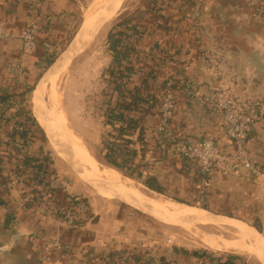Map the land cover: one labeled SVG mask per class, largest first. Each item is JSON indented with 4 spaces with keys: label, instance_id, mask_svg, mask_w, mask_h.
Instances as JSON below:
<instances>
[{
    "label": "crops",
    "instance_id": "1",
    "mask_svg": "<svg viewBox=\"0 0 264 264\" xmlns=\"http://www.w3.org/2000/svg\"><path fill=\"white\" fill-rule=\"evenodd\" d=\"M77 6L75 0H36L33 7H29L26 0H0V27L3 29L0 35V245L4 246V263L107 264L106 257L127 253L135 262H142L141 258L149 254L164 256L170 264H214L204 256L146 245L143 232H133L134 221L140 224L141 218L132 221L130 215L125 217L120 213L119 207L94 211L87 203V211L82 213L85 219L78 227L40 210L38 205L42 199L54 210L65 211L69 202L81 197L77 190L70 188L71 178L62 176L54 165L51 168L54 172H46L45 162L41 161L43 167L36 171L15 158L9 134L11 117L7 114L10 112L2 110L9 100L2 97L10 90L17 93L20 88L24 92L30 88L31 108L25 106V99L20 106L28 109L38 124L31 112L32 90L42 74L36 75V70L46 62L50 64L70 42L71 37L68 42L66 39ZM143 7V14L127 21L124 32H117L122 41L112 38L122 45L121 60L127 67L120 84H116L108 72L112 90L103 108L105 114H94L80 122L76 119L79 127L75 124L74 132L86 133L82 142L89 150L92 147L95 150L102 146L107 127L114 128L111 120L106 123V118L123 120L128 130L112 129V133H117L118 140L122 141L120 149L125 164L142 167V180L148 173L161 185L169 183L184 196L199 195L213 212L222 213L224 208L235 212L254 211L258 223L264 213V174L252 180L212 171L209 185L199 188V176L193 166L162 148L154 131L158 122L159 88L169 78L176 87L173 92L175 111L170 124L174 140L196 145L200 140L211 139L226 151L230 150L220 113L212 109L207 100L217 88L228 90L236 97L264 100V0H148ZM32 23L40 27L38 44L36 50L23 59L22 41L17 35ZM59 47L60 51L55 52L51 60V54ZM211 53L218 55L214 72L208 69L205 59ZM19 62L24 65V81L12 77V67ZM115 67L116 62H113L109 70ZM138 84L146 85L156 98L153 107L146 109L143 105L136 112L108 113L118 107L121 96L130 95ZM52 86L51 80H46L36 94V102L42 117L58 131L53 119L58 114H49L41 108L43 97ZM195 94L202 103L196 100ZM138 117H142L140 124L136 123ZM38 129L40 133L34 135L29 146L33 156L45 155L49 165L46 137L51 147L53 142L39 126ZM58 133L62 138L61 132ZM246 148L249 161L263 173L264 120L254 128ZM118 158L116 156V160Z\"/></svg>",
    "mask_w": 264,
    "mask_h": 264
},
{
    "label": "rangeland",
    "instance_id": "2",
    "mask_svg": "<svg viewBox=\"0 0 264 264\" xmlns=\"http://www.w3.org/2000/svg\"><path fill=\"white\" fill-rule=\"evenodd\" d=\"M91 0H75L77 3V12L75 13V19L71 23L70 30H69V37L66 39L68 42L74 37L79 34L80 28L82 26V17H81V10ZM112 1V0H111ZM148 0H122V2H116L114 5V9L112 11L111 17L108 19V21L103 24V30L98 34V36L95 38L93 43L88 45L87 48H85L82 52H80L75 58L65 63L62 66V69L58 72V74L52 76L50 78L52 87L50 88V94L53 95V99H57L58 104L55 102V112L61 113L63 112L65 116V122L67 126L74 131L75 127V120L78 121L81 120H87L88 117L93 116L96 114L99 116L100 114H105L104 112V105L106 104V100L108 99V96H110V91L112 90V84L109 80L110 77L108 74L109 66L111 63L116 62V60L119 62L121 61V58L123 57V53L118 51L120 45L112 40L118 38L120 40L121 35L117 34V32H124L126 29L117 30L115 29V26L119 22H123L125 20L129 21L135 16L138 17L141 14H143L145 8L143 7ZM107 7V4H106ZM98 30V29H97ZM115 32V33H114ZM96 34V32H95ZM94 34V35H95ZM116 34V35H115ZM110 35V36H109ZM119 35L120 37H118ZM112 36V37H111ZM110 37V38H109ZM61 47L56 48L55 51L51 54L50 58L51 60L54 58L56 54L55 52H59ZM119 53H118V52ZM52 52V51H51ZM48 58V60L50 59ZM48 62H46L45 66H41L40 69L36 70L37 73L43 72L47 67ZM47 65V66H46ZM89 66V68H87ZM91 67V68H90ZM83 68V69H81ZM83 70V71H82ZM25 79V72L21 74L20 81H24ZM34 81H36V76ZM49 90V89H48ZM14 92L13 94H16V92L13 90L9 91ZM19 92V91H18ZM29 90H26L24 93L26 95L25 101L27 107L31 108L30 104V95H28ZM21 93V88H20ZM48 97V95H47ZM60 102V103H59ZM31 110V109H30ZM32 112V111H31ZM31 114V113H30ZM95 116V115H94ZM51 117V115H50ZM106 118V117H105ZM74 119V120H73ZM113 117L110 118L108 116L106 118V123H108V120L112 121ZM16 120V118H15ZM13 121V124L15 122ZM76 120V121H77ZM50 121L52 122V117L50 118ZM74 121V122H73ZM112 127H107L108 130H106L104 134V138L102 140V146H100L99 149L93 150L90 148L89 154L93 157V159L97 162V164L100 165V167L105 168H111L108 163L107 159L105 157V154L111 150L114 146H120L121 144H117L116 141L117 133H112V129H117L116 131H122L124 132V128H126L125 122L123 120H118L115 125ZM30 128L32 132L30 133V141H32L35 134L40 133V130L32 128V125H30ZM40 128V127H39ZM131 129V128H130ZM126 130V129H125ZM59 131V130H58ZM115 131V132H116ZM120 131V132H121ZM43 132V131H42ZM95 134V133H92ZM91 134V135H92ZM80 139L84 138L86 136L84 134H78ZM24 136V135H23ZM46 154L49 157V166L46 162L45 155L41 156V161L45 164L46 172L53 171V165L55 166V170H57L62 176L71 178L72 180V186L70 188L77 190L79 196L81 197V200H84L86 202V205H88L93 208L94 211L97 210H104L107 209L110 206H115L120 208V213H123L126 216L130 215L132 218V221L137 218H141V223L139 224L137 220H135V229L134 231H141L143 232L144 237V243L146 245L151 244L155 249H170L175 248L178 249L180 252H189V253H199V254H205L209 255L212 258H226L227 256H239L241 259L240 262H243L244 264H260L257 262L255 257H253L250 254H237L234 252H212L208 249H206L204 242H201V237L199 236V233H206V234H214L216 236L224 237V238H231L230 232L233 230L232 227L229 226H223L218 223H210L207 222L204 225L201 224H195V223H180L178 225H165L161 224L155 220H153L150 217L140 215L133 209H130L126 207L125 205L121 204L119 201L108 198L105 194L111 195L109 193V190L107 188L102 187L99 183H102L97 179L99 183H94L91 179V177H94L95 175L91 172H88V174L83 173L82 177H84L88 183H85L83 179L78 175L75 174V172L72 170L71 166H69L67 163H65L64 158L62 154L58 151L56 146L52 144V147L48 144V141L46 139ZM32 150V149H31ZM121 165H123V170L125 173L130 174L131 176H135L136 172L134 168L130 165H126L125 162L118 158L116 160ZM104 164V165H103ZM49 168V169H48ZM260 170V169H259ZM119 172L122 176L125 177V175ZM54 172V171H53ZM57 174V173H56ZM144 174V173H141ZM259 177H247L252 178V180L256 178L262 177L264 172L260 171ZM228 175H238V174H227ZM33 176V174H32ZM148 176V173H147ZM147 176H144V178ZM240 176V175H238ZM134 183H136L140 188H142L143 191H150L148 188H146L142 183V175L140 180L130 178ZM209 185V182L204 185L202 182H198V187H207ZM161 187L165 191V195H161L165 198H174L178 200H182L184 202L189 203L190 206L196 207L199 210L200 214L207 213L205 211L209 210V207H207L206 200L199 195L197 196H184L183 194H180L179 192L175 191L169 183L161 185ZM105 193V194H103ZM87 205V206H88ZM216 210V209H215ZM218 211V210H217ZM221 213V212H220ZM222 213H229L231 216L241 218L243 221H245L247 224H250L252 227L253 223H256V226L254 227L263 237H264V213L261 215V219L257 223L255 220L256 215L254 211L251 212H235L228 209H222ZM165 218V220H171L172 218ZM175 220V219H172ZM190 227V228H189ZM193 229V230H192ZM193 231V233L191 232ZM199 232V233H196ZM200 242V243H199ZM202 245V246H201ZM256 248V247H255ZM161 253V252H160ZM163 253V252H162Z\"/></svg>",
    "mask_w": 264,
    "mask_h": 264
},
{
    "label": "built area",
    "instance_id": "3",
    "mask_svg": "<svg viewBox=\"0 0 264 264\" xmlns=\"http://www.w3.org/2000/svg\"><path fill=\"white\" fill-rule=\"evenodd\" d=\"M29 7H33L36 4V0H26ZM40 31V27L37 23L28 25L17 36L22 41V56L23 59L32 54L37 48V36ZM3 34V29L0 27V35ZM208 69L214 72L217 67L218 55L208 54L205 57ZM12 77L20 79L21 74L24 72L23 62L12 67ZM216 74V73H214ZM189 87V85H187ZM175 85L172 79H165L159 88V100L157 104L158 122L155 127V136L159 140L160 146L166 149L169 154L178 157L183 160L185 164L192 165L196 174L199 176V182L206 185L208 177L212 171H216L222 175L238 174L244 177H259L260 170L257 166L253 165L248 158V151L246 148L247 142L251 138V134L254 128L264 120V100L256 98H240L236 97L228 90L222 88L214 89L211 97L207 100L208 105L215 111L220 113V116L225 124V136L230 144V150L226 151L218 145L214 140L203 139L196 145L187 144L184 142L175 141L172 137L170 124L173 119L175 111V101L173 92L175 91ZM10 92V97L3 113L10 112L9 120V134L13 149H15L14 156L21 163L24 159L35 158L33 156V150L29 146L31 122H26L22 127L18 128L13 134V121L17 118L18 113L25 112L26 108L21 104L24 102L26 95L16 97ZM195 98L198 102L202 103L200 96L195 94ZM26 103V102H25ZM27 107V105L25 104ZM25 109V110H24ZM2 114V116H7ZM16 121V120H15ZM118 120L112 119V123L115 125ZM24 135V136H23ZM121 140H116L117 144H121ZM27 146L25 149L24 147ZM120 148V146H114ZM113 147V148H114ZM24 149V150H23ZM41 190L42 187H41ZM45 199H42L40 210H45L48 215H57L61 218L60 221L71 226H80L84 215L87 211V205L83 200H72L68 204V208L64 210H54L50 207ZM30 204H34V201H30ZM36 205V204H34ZM37 206V205H36ZM38 208V207H37ZM36 208V209H37ZM4 252V246L0 245V264H5L2 254ZM107 264H144V262H135L132 256L127 253H116L105 258ZM173 264H177L172 262ZM236 264H244L239 260Z\"/></svg>",
    "mask_w": 264,
    "mask_h": 264
},
{
    "label": "bare ground",
    "instance_id": "4",
    "mask_svg": "<svg viewBox=\"0 0 264 264\" xmlns=\"http://www.w3.org/2000/svg\"><path fill=\"white\" fill-rule=\"evenodd\" d=\"M116 2L121 3L122 0H91L88 5L82 8V26L79 34L76 38H74V41L70 45L68 53L64 55L61 62H57L52 69L44 75L34 89L32 113L34 114L38 125L49 136L57 149L59 143L68 148L70 156L67 159L69 161L71 160L77 172L81 173L79 176L85 183H88V181L81 175L83 173L88 174V172H91L99 181L108 185L113 190L111 195L103 193L108 198L122 201L123 203H126L160 220L162 223L176 224L178 222L187 221L189 223L204 225L207 222H210L232 227L233 230L230 232L231 238H224L214 234L196 233H199V236L202 239L201 242H204L206 249L212 252L231 251L237 254H250L257 258L260 264H264V237L254 227L247 226L246 224L236 220L216 218L208 213L200 214L196 207L176 202L170 198H165L153 191H143L142 188H140V186L134 183L130 178L122 176L115 169L105 168L106 165L104 168L100 167V165L93 159L94 156L92 157L89 154L88 149L80 137L67 126L65 116L63 115L64 113L55 112L54 109L57 107L55 102L57 104L58 102L56 96L55 99L52 98L53 95L50 94L49 90L43 97L41 108L49 114H58L54 116L53 119L55 120L54 122L57 129L62 134V138L60 137L58 131L42 117V113L40 112L38 103L36 102V94L44 82L54 76L60 67L69 62L74 56H77L86 48L89 40L94 36L96 30L105 24L111 17V10L114 9ZM93 29H95V32L90 36L89 32ZM87 68H89V66H87ZM76 122H78V120ZM162 216L175 220H165ZM191 232L193 233V231Z\"/></svg>",
    "mask_w": 264,
    "mask_h": 264
},
{
    "label": "trees",
    "instance_id": "5",
    "mask_svg": "<svg viewBox=\"0 0 264 264\" xmlns=\"http://www.w3.org/2000/svg\"><path fill=\"white\" fill-rule=\"evenodd\" d=\"M126 22H127V20H125L123 22H119L115 26V29L122 31V29H124L123 26L126 25ZM121 48H123L122 45H120L118 51L123 53V50H121ZM126 67L127 66L125 65L124 61L121 60L118 62L116 60V67H115L116 69L111 68L110 70H108L110 72L111 79L114 78V82L116 84H120L123 81V78H124L123 73H124V71H125L124 69ZM145 81L147 82L146 79H145ZM144 84H146V83H144ZM18 88L19 87H17L16 90H18ZM28 90H30V88ZM18 91L19 92L14 94V96L19 97L22 94L23 95L25 94L24 91H22V90L20 93V89ZM9 97H10V95L8 94L7 96L2 97V100H5ZM155 101H156V98L148 92L147 86L143 85V84H138V85L134 86L133 91L130 95L121 96L118 107L117 108L114 107L113 109L111 108L108 111V113L112 114L113 112H115L117 114H124V113H129V112H134V111L136 112V111H139V109L143 105H144V107H146V109H150L151 107L154 106ZM157 104H158V101H157ZM110 118H111V116H110ZM141 119H142V117H138L136 123L140 124ZM29 121L31 122L32 128H34V129L38 128L37 124L33 120L28 109H26L25 112L18 113L16 121L13 124V134L12 135H14L15 131L18 128L22 127L24 123L29 122ZM125 129L128 130L127 128H124V130ZM116 156H119V158L123 160V151L120 148H115V147L111 148V150L105 154L108 165L111 168L122 172L128 178H134V179L140 180L141 175H142L141 174L142 173V167H140V166L133 167L135 172H136V175L131 176L130 174L125 173V171L123 170V165H121L119 162L116 161ZM22 163L25 166H27L29 169H32V170L35 169L36 171L40 170L41 167H43V163L41 162V156L40 157L38 156L35 158L24 159L22 161ZM141 183L146 188H148L150 191H153L159 195H165L164 189L161 187V184L156 180L155 177L147 176V178L141 180ZM172 200L190 206L189 203L184 202L182 200H178V199H174V198H172ZM227 215H229V214H227ZM230 216H231V214H230ZM253 226L254 227L256 226L255 222L253 223ZM184 253H187V252H184ZM191 255L192 256H199V257L204 256L205 258H207L210 262H212L214 264H236V261L241 259L239 256H232L231 255V256H227L223 260H220L218 258H212L209 255L199 254L196 252L191 253ZM141 260H142V262H144V264H170V262L164 256H161V255L151 257V255L148 254L147 256L141 258Z\"/></svg>",
    "mask_w": 264,
    "mask_h": 264
},
{
    "label": "water",
    "instance_id": "6",
    "mask_svg": "<svg viewBox=\"0 0 264 264\" xmlns=\"http://www.w3.org/2000/svg\"><path fill=\"white\" fill-rule=\"evenodd\" d=\"M103 27H104V25H102V26H100V28H98V30H96V34H95V36L93 37L94 39L98 36V34L103 30ZM95 32V29H93V30H91V32H89V35L91 36V35H93V33ZM78 33V32H77ZM76 33V34H77ZM75 34V35H76ZM75 35H74V37H75ZM74 37L70 40V42L66 45V47L53 59V61L48 65V67L42 72V74L40 75V77L38 78V80H37V82H36V84H35V86L33 87V90H32V93L34 92V89L36 88V86H37V84L39 83V81L44 77V75L45 74H47L51 69H52V67L57 63V62H61L62 60H63V57H64V55L65 54H67L68 53V50L70 49V45L72 44V42L74 41ZM94 39H92L91 40V42L89 43L90 45L93 43V41H94ZM75 58V56L72 58V60ZM65 61V60H64ZM38 125V124H37ZM39 126V125H38ZM40 127V126H39ZM40 129L44 132V130L40 127ZM44 134H45V132H44ZM45 136H46V134H45ZM46 139H47V137H46ZM48 140V139H47ZM58 149H59V152H60V154H62L63 156H64V162L65 163H67L69 166H71V168H72V170L75 172V174H81V173H79V172H77V170H76V168H75V166H74V164L71 162V160L69 161L67 158H69V156H70V154H69V150H68V148H66V146L65 145H63V144H58ZM83 175V174H82ZM81 175V176H82ZM91 179H92V181L94 182V183H99L98 181H97V179L95 178V176L94 177H91ZM102 187H104V188H107L108 190H109V193L110 194H112L113 193V190L108 186V185H105L104 183H99ZM117 201H119V200H117ZM121 204H123V205H125L126 207H128V208H130V209H133L134 211H136V212H138L139 214H141V215H144V216H147V217H150V218H152L153 220H155V221H157V222H159V223H161V224H164V223H162L160 220H158V219H156V218H154V217H152V216H150V215H148V214H146V213H144V212H142V211H140V210H138V209H136V208H134V207H132V206H130V205H128V204H126V203H123L122 201H119ZM205 211L208 213V214H210L211 216H213V217H216V218H225V219H229V220H236V221H239V222H242V223H244V224H246L247 226H250V227H252L250 224H247L245 221H243L242 219H240V218H237V217H234V216H230V215H227V214H223V213H217V212H213V211H210V210H206L205 209ZM180 223H189V222H187V221H185V222H178V223H176L175 225H178V224H180ZM165 225H173V224H171V223H165ZM258 262H259V260L257 259V258H255ZM260 263V262H259Z\"/></svg>",
    "mask_w": 264,
    "mask_h": 264
}]
</instances>
